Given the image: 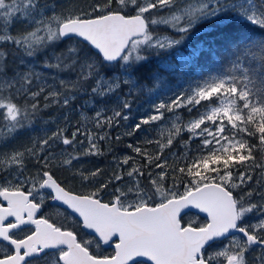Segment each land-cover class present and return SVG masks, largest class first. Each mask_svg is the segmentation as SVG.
Here are the masks:
<instances>
[{
	"label": "snow or ice",
	"instance_id": "snow-or-ice-1",
	"mask_svg": "<svg viewBox=\"0 0 264 264\" xmlns=\"http://www.w3.org/2000/svg\"><path fill=\"white\" fill-rule=\"evenodd\" d=\"M247 2L94 0L67 8L55 0H0V264H264V88L249 87L247 74L211 75L155 103L154 114L132 131L174 113L170 128L142 141L156 143L161 155L172 151L161 159L128 144L141 163L118 157L107 180L97 179L100 169L85 174L74 163L103 155L107 132H69V113L41 115L87 97L80 107L93 115L79 111L84 124L107 129L128 121L139 68L218 17L243 23L221 19L215 35L208 30L212 44H231L230 56L250 55L260 64L256 71L264 70V35L233 43L242 29L264 33V0ZM205 57L215 59L216 50L199 43L163 67L183 72ZM180 109L190 114L186 121ZM23 131L28 140L17 145ZM244 134L259 141V156ZM152 168L160 171L153 176ZM59 170L72 175L61 179ZM76 180L79 187L69 183ZM253 251L258 255L249 260Z\"/></svg>",
	"mask_w": 264,
	"mask_h": 264
},
{
	"label": "trees",
	"instance_id": "trees-1",
	"mask_svg": "<svg viewBox=\"0 0 264 264\" xmlns=\"http://www.w3.org/2000/svg\"><path fill=\"white\" fill-rule=\"evenodd\" d=\"M53 2V0H50ZM58 4L64 5L67 8H86L88 4L93 3L94 0H55ZM238 2V1H237ZM246 6L248 5L247 0H240ZM255 3H259V0H254ZM168 9L161 11V15H166ZM224 19L227 22L243 23L238 18L231 15L227 17H218L216 21H212L203 25H199L196 29L189 34L188 39L181 45L179 48L174 49L172 53H163L159 56H151L149 60L139 68V70L134 74L133 79L136 81L138 87L132 92L128 97L132 102V107L130 111V118L128 121L120 120L118 124L111 128L107 129H95L91 123L84 124V122L79 119V111H87L91 116L93 112L91 109H82L80 106L84 103V98H78L73 105H69L68 108H59L52 107L45 112L41 113L44 119H53L57 117H62L65 113H69V121L71 122L69 127V132L74 131L76 127L81 128V132L86 130L90 133H103L107 132L109 137L108 141H100L99 146L104 152L103 155L97 156H83L79 161L74 162L77 167L87 174L91 170L100 169L101 175L97 179L107 180L108 176L112 175L115 170L116 158L123 157L125 155L131 156L135 159L137 164L141 163V157L137 156L131 149L127 147L128 144H133L139 146L142 150H145L149 155L157 154L161 155L157 151V144H145L142 143L145 139L156 138L158 135V128L163 127L164 129L170 128L171 124L175 120V114L165 112L164 119L157 121L155 123H150L148 125H142L140 131H132L133 125L140 122L141 118H146L151 114H154L153 105L161 101H168L175 98L178 94L183 92L185 89H188L190 86L194 87L195 84L203 79L208 78L211 75H235L238 79L242 80L245 74H247L252 81L249 84V87H252L254 90L259 88H264V70L256 71L260 67L258 61L252 59L250 55L245 56L243 53H238L235 56H230L231 44H226L221 41H217L215 44H212V36L208 35V30L212 31V35H215L217 30L223 25L220 23V20ZM162 33H167V29H161ZM249 35H264L259 29L253 33L250 29H242L240 33H237L233 43L239 42L241 38L247 37ZM199 43H204L206 46H211L216 50V58L205 57L199 60L195 65L186 66L183 72H169L163 65L168 63H176L175 52L183 51L185 54L187 51ZM247 70V73L245 72ZM52 72V70H46ZM61 76H66L67 74L61 73ZM158 76L159 79L154 80L153 77ZM243 86V85H241ZM206 103V102H202ZM75 108L76 110L70 111V109ZM205 109L201 108V111ZM179 112L182 114V118L186 121L190 114L186 109H180ZM58 123L63 126L64 121L59 119ZM3 121L0 119V125ZM83 125V126H81ZM40 126V121L37 120L36 127L32 130L33 132H38ZM48 128L50 130L55 129L54 124H49ZM129 132H132L131 135H128ZM245 138L249 140L250 143H255L257 145L254 155L259 156L261 148L259 146V141H256L252 137ZM29 132L23 131L17 134V140L15 143L17 145L24 143L28 140ZM119 136V139H117ZM78 140H83L84 144L87 143L85 137L80 135L77 137ZM11 142L9 147H11ZM61 146L57 145L58 151ZM84 145H81L83 148ZM172 151V149H165L164 153L161 155V159H164L167 154ZM147 157L143 159L145 164L144 171H148L147 167ZM54 164H58L59 161H53ZM132 163V161H130ZM155 163V161H153ZM171 164V161L169 162ZM30 168H33L32 165H29ZM127 168V166H123ZM34 170V168H33ZM55 170V169H53ZM153 176L155 173L160 171L159 169L152 168ZM171 171V167L168 169ZM260 174V169H256L253 175V181H255ZM57 175L61 179L70 177L72 173L70 171L59 170ZM143 180V178H141ZM167 182L170 184L171 180L166 178ZM75 187H79V181H69ZM255 185H248L247 187H254ZM58 222L64 221V216L56 217ZM259 217L251 216L249 220H256ZM70 223V220H69ZM242 238V237H241ZM242 238L241 240H243ZM110 251V250H109ZM251 260L255 255H258L257 252L253 251L250 254H246Z\"/></svg>",
	"mask_w": 264,
	"mask_h": 264
},
{
	"label": "water",
	"instance_id": "water-1",
	"mask_svg": "<svg viewBox=\"0 0 264 264\" xmlns=\"http://www.w3.org/2000/svg\"><path fill=\"white\" fill-rule=\"evenodd\" d=\"M201 218H203V214H201ZM233 235H234V236H242V237H243V235L240 234V233H233ZM243 238H244V237H243Z\"/></svg>",
	"mask_w": 264,
	"mask_h": 264
},
{
	"label": "rangeland",
	"instance_id": "rangeland-1",
	"mask_svg": "<svg viewBox=\"0 0 264 264\" xmlns=\"http://www.w3.org/2000/svg\"><path fill=\"white\" fill-rule=\"evenodd\" d=\"M238 2L237 3H239V4H242V5H244V6H246L244 3H242V2H240V0H237ZM202 219V218H201ZM237 237H239L240 239H242L243 237L242 236H237ZM242 237V238H241Z\"/></svg>",
	"mask_w": 264,
	"mask_h": 264
}]
</instances>
